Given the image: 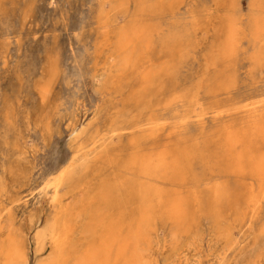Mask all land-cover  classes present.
I'll list each match as a JSON object with an SVG mask.
<instances>
[{"label":"rangeland","instance_id":"rangeland-1","mask_svg":"<svg viewBox=\"0 0 264 264\" xmlns=\"http://www.w3.org/2000/svg\"><path fill=\"white\" fill-rule=\"evenodd\" d=\"M150 4V13H143V5ZM259 4L264 7V0ZM253 5V0H0V199L36 188L32 197L14 205L11 216L25 238L28 264L52 253V243L36 253L34 238L55 221L67 264L100 243L103 235L99 228L93 230L98 215L110 216L114 228L136 225L143 180L130 158L154 146L178 154L190 179L198 178L199 194L189 196L184 231L174 232L166 221L154 224L151 243L140 247L147 251H142L143 262L264 264V202L253 211L240 199L221 205L215 215L205 185L225 182L230 190H242L245 181L219 173L217 156H200L220 155L223 129L245 121L246 114L231 107L235 101L264 93V62L251 61L252 42L242 41L227 62L222 59L228 22L238 21L248 34ZM144 23L149 34L135 37L131 27ZM124 32L128 48L120 49ZM168 37L177 38L169 57L161 47ZM130 56L138 72L152 64L146 87L130 73L119 87L108 84L109 77L93 81L102 68ZM165 69L169 75L161 80ZM48 83L43 101L41 88ZM176 97L181 98L166 106ZM150 118L153 125H145ZM118 123L127 129L107 135L103 145L88 147V156L78 159L81 167L73 165L75 173L66 175L57 200L51 201V192L41 186L66 171L74 139L84 143Z\"/></svg>","mask_w":264,"mask_h":264},{"label":"bare ground","instance_id":"bare-ground-1","mask_svg":"<svg viewBox=\"0 0 264 264\" xmlns=\"http://www.w3.org/2000/svg\"><path fill=\"white\" fill-rule=\"evenodd\" d=\"M253 1L255 13H253V17L250 19L248 27V34L250 35L251 40H249L248 34L241 30L238 21L231 20L228 22L224 42L225 47L222 54V59H225V62L230 59V57L235 53L236 50H238V48L242 47V41L248 43L252 42L253 46H255V51L251 56V61L254 65L257 62L259 63L260 59H262L264 62V7L259 4V0ZM152 9L153 4L143 5L142 11L143 13L149 14ZM149 28L150 26L144 23L139 25V27H131V30L135 37H147L146 34H149L150 32ZM120 37V42H122L120 44V49L126 48L128 46V39H126L128 36L126 32L121 34ZM176 40L177 38L175 37H168L161 43V47L166 51L167 57L175 53L177 45ZM261 50H263V52ZM136 67L137 61L132 56H130L129 58L118 61L116 64L110 65L108 68H102L101 74L95 76L93 81L98 77H103V79L109 77L110 79H107L108 84L112 85L113 88L119 87L130 73L131 75L134 74V77L138 78V81L141 83V87H146L152 77L151 71L149 72V68H145L138 72ZM164 71H167V69L159 73L160 79L169 75V70L167 72ZM228 77L229 75H227V78ZM49 85L50 84L48 83L41 88V99L43 101L46 99L48 94ZM157 88L160 89L159 87ZM139 90L140 88L137 90V92H139ZM141 90L143 89L141 88ZM180 98L181 97L172 98V100H170L166 106H171L172 102L180 100ZM231 107H234L237 111L244 112L246 114L245 121L239 126H227L225 129H223L221 141L223 144L220 145V155L218 152H215L212 156L202 152L200 156L202 159L209 160L210 158L217 156L216 160L218 163L216 164H218V172L225 173L228 176L240 180L241 182L244 180L245 184L243 185L239 182L241 184L242 190H230L225 182H216L214 184L208 182L205 185L206 196L208 199H211L212 203L214 204L215 215H218V209H220L219 207L221 205L231 204L235 201L237 203L240 199H243V201L249 205L253 211L257 210V208L264 202V93L257 94L254 98L243 97L238 101H235ZM149 114L151 115L152 113L150 112ZM205 115L206 114L198 115L194 118L201 119ZM145 125H153V120L151 118L147 119ZM151 128L155 127L151 126ZM124 129L127 128L120 126L118 123L113 125L104 135L95 132L93 137L90 140H86L84 143L81 142L78 144L74 139L72 145L70 146V149L72 150V156L67 164V167H65L66 171H60L58 175L44 180L41 190L44 192L50 191V199L51 201L55 202L58 197L57 194L59 187L62 181H64L66 178V175L71 176L73 173H75V170L72 172L70 169L73 168L74 164L75 167L77 166L79 162L78 159H84L83 157H80V155L83 154L84 157L88 156L87 151L85 152L88 147L93 148L97 144L103 145L105 141L110 138V136L107 135ZM74 132L75 131L73 130L71 134ZM181 148H179L180 151ZM177 155L173 149L161 146H154L151 151L146 153H140L137 151L132 154L130 158L131 165L133 168L137 167L138 172H140L139 174L142 176L143 180L141 184V191L144 196V201L143 205H141L142 209L138 223L136 225L134 224V226L127 224L125 225L126 227H124L123 223H119L116 226L117 228H114V224L113 221H111L110 216L106 218L104 215H98L96 217L93 230H97L99 228V234H101V236L103 235V237L100 239V243L98 245L95 243L90 245L83 253L77 256L75 258L74 264H145L146 262L148 263V260L143 262V252L146 254L147 251L146 249L143 251L140 247L151 243L148 234L154 230L153 226L157 221H166L174 227V232H178L180 229L184 231V225L187 224L185 222L187 221V218H190L188 217L190 213L188 211V203H190L188 199L190 195H195V198H198L199 193L195 187L197 184V187H199V180L198 178H195L193 181V178L190 179V169L178 161L179 159ZM181 157H183V155ZM79 167L81 166L79 165ZM246 180L248 182H246ZM27 192L28 193L24 196L19 192L14 198H9L7 200V198L4 197L3 199L5 200L0 199V264H28V248L25 238L20 229L16 226L14 220L11 218L13 215L12 209L14 205L18 204V202L24 199L32 197L36 192V188L28 190ZM243 192H245V195ZM240 194L241 198L238 199ZM199 199L201 200V198ZM246 204L245 208L247 207ZM136 205L137 202L135 206ZM134 210L137 211L135 208ZM191 212L193 213V210ZM6 214L8 216H6ZM130 214L132 215L133 213ZM127 217L130 218V216ZM220 218H222L221 215ZM3 219L5 223L2 221ZM55 222L54 224L49 225V227L43 231L37 232L35 235L34 240L36 245V253L43 251L48 243H52L50 248L52 253L48 257L46 256L47 258L44 261H38V264H67V257L65 259H61V257L63 258V252L62 248L56 241L58 238L56 237L57 231L55 225L58 222ZM133 222L135 221L132 220L130 223L133 224ZM219 222H216V224ZM174 234L175 233H173L172 236H174ZM172 236L170 237L172 238ZM171 238L169 239L171 240ZM190 242H192L191 239ZM113 251L115 257L113 259V263H110L109 260ZM68 257H70V255H68ZM180 260L182 261V259Z\"/></svg>","mask_w":264,"mask_h":264}]
</instances>
